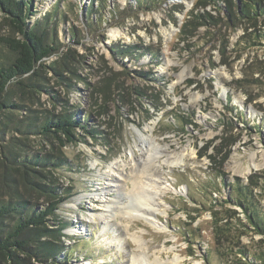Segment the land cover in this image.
<instances>
[{
    "label": "rangeland",
    "instance_id": "1",
    "mask_svg": "<svg viewBox=\"0 0 264 264\" xmlns=\"http://www.w3.org/2000/svg\"><path fill=\"white\" fill-rule=\"evenodd\" d=\"M32 1L29 24L50 13L58 50L43 61L40 87H6L5 97L21 108L0 119V193L8 196L15 185L42 208L46 198L36 185L28 190L24 176L10 172L15 183L7 186L6 156L60 159L29 177L70 194L46 223L61 230L57 264H146L132 262L143 252L167 264L174 256L180 264H264V234L233 200L251 206L250 190L264 213V13L249 22L236 12L238 0H145L150 9L136 0ZM90 4L99 24L87 23ZM205 12L212 20L198 16ZM8 37L18 34L0 9V64L12 60ZM112 45L122 50L115 57ZM71 113L93 136L77 127L76 140L60 146L23 132L25 124ZM138 130L155 146L153 163L142 164ZM113 161L129 176L117 186L119 175L104 173ZM135 179L152 193L153 185L165 187L154 205L159 227L117 209L106 217L103 204L134 208L141 201Z\"/></svg>",
    "mask_w": 264,
    "mask_h": 264
},
{
    "label": "trees",
    "instance_id": "2",
    "mask_svg": "<svg viewBox=\"0 0 264 264\" xmlns=\"http://www.w3.org/2000/svg\"><path fill=\"white\" fill-rule=\"evenodd\" d=\"M136 1V4L142 8L150 9L149 6H145V0ZM263 2L264 0H238L240 5L236 12L249 22L255 21L258 16H262L264 13ZM218 3L219 0H216V5H219ZM33 5L32 0H0L1 11L6 14L10 20V25L18 34L17 38L8 37L6 41L12 53L11 62L7 65L0 64V119L4 116L7 117L5 115L9 113L7 110L21 108V105L5 97L6 87L10 83L25 90H31L36 86L40 87L35 81L38 80L36 78L42 76L41 71L45 67L43 61L58 50L56 48L57 43H54L49 36V23L53 21L51 20L53 17L50 19V13H46L41 18L34 20L33 24H29V20L34 15L32 14L34 12L31 11ZM88 12L90 13L88 14ZM93 12H95L93 5L90 4L87 10V23L99 24L101 19L97 16L95 19L92 18ZM207 14L208 12H205L198 14V16L205 21L212 20V16L210 14L207 16ZM71 36L72 40L78 43L76 38H73L75 33H72ZM119 47L118 45L110 46V53L114 57L122 52ZM129 55L131 56V54ZM55 71L59 73L57 70ZM135 73L138 76L148 77L146 73L138 71ZM18 125L13 124V129H20ZM5 126L3 124L0 128V133L6 130ZM25 127L23 132L27 130L33 134L50 136L60 146L76 140L74 128L77 127H81L87 134L93 136L86 128L85 123H82L81 118L80 120L74 118L73 113L55 119L44 118L38 124H25ZM6 158L8 161L7 171L17 173L20 178L24 176L25 180L29 182L27 189L30 191L35 190V185L38 186L40 189L38 194L46 198V204L37 209L36 203H32L30 199L28 200L17 193L18 187L12 185L15 183L13 174L10 173L8 176L7 172L4 175L7 186L12 185L13 189L8 196L0 193V264H48L51 261L53 264H57L59 247L62 243L61 230L49 227L46 223L47 219L54 215L58 205L68 199L70 194H63L64 192H62L60 195H56L57 190L55 188L31 181L29 177L43 175L44 172H40L39 168L60 166L62 163L56 157L53 159V157L41 155L27 158L14 152H10V156H6ZM248 194H250V190H247L245 195L250 200L251 206H248L242 199L233 200L246 214L247 222L252 229L264 234V213ZM237 251L247 258L246 252L242 248H238ZM254 261H258L256 257L253 258L252 263Z\"/></svg>",
    "mask_w": 264,
    "mask_h": 264
},
{
    "label": "bare ground",
    "instance_id": "3",
    "mask_svg": "<svg viewBox=\"0 0 264 264\" xmlns=\"http://www.w3.org/2000/svg\"><path fill=\"white\" fill-rule=\"evenodd\" d=\"M114 35V34H113ZM115 36V35H114ZM146 128L148 129H151V126L150 125H147ZM139 136V141L140 143L139 144H135V146L139 149L140 153L142 154L144 152V158L142 159L143 162L142 164L145 165L146 163L150 162L154 157L155 155V152H154V149H155V146L154 144H151L150 142L148 143L147 142V139L146 137L147 136H144V134L138 130V134ZM146 135V134H145ZM149 138V137H148ZM152 138V137H151ZM149 140V139H148ZM148 143V145H147ZM153 143V142H152ZM158 145V144H157ZM158 149V148H157ZM165 149V148H164ZM129 152H132L130 149H129ZM131 154V153H130ZM190 155V154H189ZM134 161V160H133ZM178 159H175L173 161H170L169 164L171 166L175 165L176 163H178ZM132 162V161H131ZM152 162V161H151ZM181 162V160H180ZM153 163V162H152ZM126 164V163H125ZM125 166V165H124ZM119 166L117 165V162L116 161H113L111 162L108 166H107V170L104 172L106 173V175H112V173L115 171L116 174H118L119 176L117 177V180L115 179V182L113 183L114 186H117L118 183H120V179H127L129 176H126L122 173V169L123 168H118ZM116 169V170H115ZM144 170V169H143ZM141 173L140 176H144L142 175L143 173L142 172H139ZM145 173V171H144ZM119 178V179H118ZM132 178V177H131ZM134 179V178H133ZM159 179V178H158ZM133 181V180H132ZM162 183V181H160ZM154 184H157V182L153 181ZM137 184V186L139 187L140 189V199H138L140 202L137 203V206H134V208H130L128 206V204H123L125 202H121L118 203V201L115 203L114 201H111L109 203H106V204H103V208H104V211L108 212V216L106 217H112V215L114 213H110L112 210H119L122 215H127L129 217H132V218H141V219H144L147 223H150L156 227H159L157 225V223L153 220V218L159 214V209L157 207H154V205H158V197L160 198V196H163L162 194V190L165 189L164 186H156V185H153V188L156 190L152 192H149L147 187H144L145 185L149 186V184H143L142 181L139 179V180H136L133 182V186L135 187V185ZM152 188V187H151ZM166 190V189H165ZM143 195V196H142ZM103 198H101L102 200ZM161 199V198H160ZM118 203V204H117ZM122 203V204H121ZM119 205V206H117ZM114 216V215H113ZM106 223V222H105ZM103 230H104V227H103ZM133 240L136 241L138 244V248H142V245H144L143 241L141 242V240L143 239H140V236H134L133 237ZM112 241H114L113 243L116 244H120L122 241L121 239H117V238H113ZM140 260H145L146 264H153L154 262L157 263V264H167V262L165 261H161V256L160 254L158 253L156 258L155 259H152L145 253H137V254H134L133 257H132V262H140ZM180 261H181V258L179 259V256H174V258L172 260H169L168 262L169 263H172V264H180ZM198 264V263H196Z\"/></svg>",
    "mask_w": 264,
    "mask_h": 264
}]
</instances>
